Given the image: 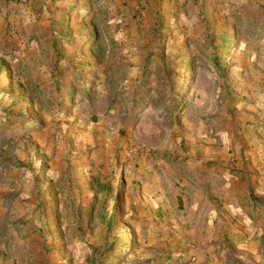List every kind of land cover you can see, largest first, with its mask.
I'll return each instance as SVG.
<instances>
[{
	"label": "rangeland",
	"instance_id": "374dc122",
	"mask_svg": "<svg viewBox=\"0 0 264 264\" xmlns=\"http://www.w3.org/2000/svg\"><path fill=\"white\" fill-rule=\"evenodd\" d=\"M0 264H264V0H0Z\"/></svg>",
	"mask_w": 264,
	"mask_h": 264
}]
</instances>
